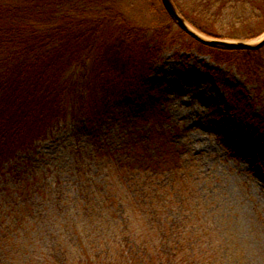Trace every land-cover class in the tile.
Masks as SVG:
<instances>
[{"label": "trees", "instance_id": "1", "mask_svg": "<svg viewBox=\"0 0 264 264\" xmlns=\"http://www.w3.org/2000/svg\"><path fill=\"white\" fill-rule=\"evenodd\" d=\"M122 1L0 0V264H238L210 219L205 178L172 130L157 126L164 115L149 78L171 37L159 17L170 18L161 8L141 24ZM187 1L204 17L264 21V0ZM199 47L264 90V45ZM129 100L141 109L129 142L116 152L74 149V179L16 162L60 124L83 118L100 129ZM236 109L264 148V103L257 116ZM141 123L150 128L135 131Z\"/></svg>", "mask_w": 264, "mask_h": 264}, {"label": "rangeland", "instance_id": "2", "mask_svg": "<svg viewBox=\"0 0 264 264\" xmlns=\"http://www.w3.org/2000/svg\"><path fill=\"white\" fill-rule=\"evenodd\" d=\"M175 1L188 20L219 38L252 37L247 39L251 41L264 33L262 20L237 24L226 16L204 17L189 7V1ZM161 8L160 0L121 3L122 11L145 25ZM168 18L159 17L171 37L149 78L152 96L164 115L157 126L172 130L173 142L185 161L194 163L195 171L205 178L201 187L211 201L210 219L215 227L226 231L225 240L236 249L238 264H264V148L248 134L236 114L240 103L257 116L262 111L264 90L260 91L235 65L217 62ZM191 28L207 36L193 25ZM262 54L264 57V49ZM116 113L115 119L103 122L100 129L89 126L83 118L62 123L16 162L22 164L29 158L36 169L47 167L60 180L74 179V149L95 153L107 147L116 152L129 142L141 109L129 100L117 107ZM149 128V124L141 123L135 131ZM3 177L0 189L5 183L1 182Z\"/></svg>", "mask_w": 264, "mask_h": 264}, {"label": "water", "instance_id": "3", "mask_svg": "<svg viewBox=\"0 0 264 264\" xmlns=\"http://www.w3.org/2000/svg\"><path fill=\"white\" fill-rule=\"evenodd\" d=\"M167 14L176 22L178 27L195 41L204 46L224 47L230 49L256 50L264 45V33L255 40L247 39H223L211 36H202L181 15L172 0H160Z\"/></svg>", "mask_w": 264, "mask_h": 264}]
</instances>
